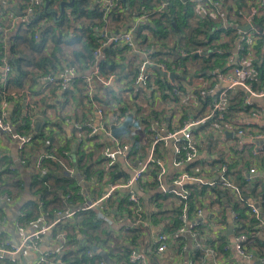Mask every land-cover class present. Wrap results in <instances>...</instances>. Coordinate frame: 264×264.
I'll use <instances>...</instances> for the list:
<instances>
[{"label":"crops","instance_id":"obj_1","mask_svg":"<svg viewBox=\"0 0 264 264\" xmlns=\"http://www.w3.org/2000/svg\"><path fill=\"white\" fill-rule=\"evenodd\" d=\"M40 1L41 4L39 5V9L41 8L42 13H44V15L48 16L51 19V23L52 20H54V22L61 20L64 14H66L67 17L70 16V8L64 5L61 8L62 2H58L56 4L53 0ZM51 1H53V3H51ZM236 2L248 4V0H237ZM190 4L193 7V15L192 19L189 20V23H198L200 21H203L200 19L204 15L196 16L197 7L192 3ZM96 5H98L97 2H95V0H92L88 8L92 9ZM21 6H23V0H0V7L8 12H13L16 16L21 13L18 14L16 11L11 10V8L14 7L19 11H22L23 7ZM128 6L125 7L124 4H122L121 6L126 17L130 15ZM167 7L164 6L165 9ZM229 7H233V0H227V8ZM202 8L208 9L209 7L207 6V4H205L202 6ZM157 9L158 8L156 7L154 10H152V12H156ZM135 15L136 14L131 15L130 21H128L122 27V29H120V31L110 32H120L119 34L128 32L131 33V37L133 38L132 46H127L128 48L126 47L123 50H119L118 52H115L110 56L113 62L119 64L122 63L124 66L123 73L126 74V76L122 77L124 80L121 79L119 84L125 90H122L116 83H114V75H112L114 76V79L112 81L101 78H99L98 80L95 79V76L98 77V74L94 75L93 66L94 64L96 65L97 62H92L89 68L85 69L81 73H79V71L76 72L77 77H93L94 93H96L97 90H99L100 92L102 88L104 90H107L108 87L112 88L115 93L120 92L118 93L120 95L116 94V96L118 95V97L121 96V98H119V102L114 101V96L106 94V92L101 95L103 96L102 101H104V104H109L108 106L112 105L113 107V111H110L109 107H102L103 111L105 112V117L110 126H112V122L114 121L116 115H122L124 117V120L128 115L132 116L133 122L129 126V128L132 126L130 128L131 132L129 133L137 139L135 140V143L136 145H138V150L134 156L130 157H132V159L136 161L144 162L148 156L149 149L153 147V155L158 160H160L165 167L166 173L163 183L166 186L162 191V184L158 185L151 179L145 182L146 184L144 185L143 189L138 188L137 186L138 190L142 192V195L139 196L134 191L132 192H134L138 196L139 207L141 209L139 213H137L138 206H135L128 201V192L113 191L105 200V204L98 208V211H96L97 218L99 214L104 219L98 218L101 221V225L100 229L96 231L95 235L102 238L103 235L101 234V232L107 231L108 235L112 239H108L106 245L119 248L121 251L123 247L128 245V236L130 235L132 230L140 228L143 230L144 235L141 237V239H139L138 242L139 247L143 248L144 250L132 248L130 245L129 247L130 251L135 250L137 253H141L145 256L148 254L144 252L148 251L151 254V252L153 251L151 240L153 239V237H155L156 233L164 234L167 237L166 250L163 253H157V255H154L150 262L155 264H189L190 261L193 264H264V211L260 207L261 203L258 199L259 197L256 200H245L248 205L253 204L254 206H256V208L260 210L263 218V222L260 228L261 232H258L255 235L257 239L256 243L252 239H250L249 236L248 241L245 244V253L251 255V258L247 259L236 252L235 238L236 236L240 235L238 233H242L244 235L250 234V232H247L248 229L252 228V226H250L249 220L247 218L240 219L238 212L232 211L228 202L225 200H218V203H210L208 199H202L203 205L189 210L187 203L184 204L185 201H181L178 197L172 194L171 191L173 187L169 185H172V180L174 179L172 176L174 172H182L185 167L188 166H182L179 168L174 167L175 157L172 141H159L153 143L155 139L163 136L166 131L171 132L174 129H177L173 127H179L182 123L184 125L186 122L192 119L200 120L204 118H193L192 116H194L195 112L204 111L203 114H206V116H210L212 100L219 94L223 93L225 104L231 105V112L229 118L226 121L221 122L219 126L215 127V135L213 139L214 141H219L214 143L213 147H211L209 143L205 142L207 132L205 131L204 125L206 120H204L197 127L192 128L191 130V133H196L197 131V134L193 135V137L195 141L201 144L200 147L202 148V150H198V156L195 162L206 160L211 161L212 159H215L216 155L218 156V152L214 149L216 152L214 153L212 151L213 148H216L218 150L221 149L226 156L231 157V151H235V148L238 147V144L243 143V140L239 138V135L237 133L238 130H242L245 133L256 136H262L263 138L261 141L263 143V147L264 96H261L259 98H248L246 90L242 87H238L232 90H226L225 86L220 81L222 78L229 76L232 72L233 67L235 66V63L230 61L229 59L228 62L225 63L220 69L213 68L212 70H208L205 68L202 69V59L200 57H195L194 59L188 58L183 61L184 63H182V67L180 66V63H177L179 67L176 70H168L167 67L162 64L168 74L162 72L157 68L156 65L158 64L155 65L152 59H149L151 58L150 54L152 53V51H160V44L156 42L153 37L149 35V33H146L148 36V44H152L154 46L145 48L143 44H139L137 42L136 45L134 44L135 38L133 32L135 30V27L143 23H139L138 21L140 18L135 17ZM210 18L212 22L216 24L214 30H212L211 33L214 34L215 37L217 35V38H219L220 35V38L218 39L219 41L215 44L226 43L228 38L219 31H221V29L223 30L226 27H229V25L234 27V24L231 23L232 18H230V20H227L226 17H222L221 15H217L216 17L210 16ZM19 22L21 21H16L14 26L6 29L3 32L4 39H2L6 53L2 58H0V63H5L9 67V70L10 64L8 62L12 60V58L10 59L9 50L12 37L17 34L20 28H25V25H21L19 24ZM149 22L144 23L148 24ZM78 24L81 23L75 22V27L72 25V29L69 30V35L78 29ZM183 34L186 38L190 37V35L192 34V29L188 28V30L184 31ZM170 36L171 37L168 38V41L175 39L172 35ZM254 43L255 42H253L252 45H254ZM228 44L230 45L228 50H231L234 43L232 44V42H230ZM263 47L262 50L264 49ZM78 48V44L73 45L71 42L62 44L61 49L65 57H63L62 59L69 60L71 51ZM196 49L201 52L204 51L203 48ZM181 52L185 51L181 50ZM171 56L172 61H178V53H175ZM103 57L104 54L101 51L99 56L94 58L96 59V61H99L100 58ZM248 57L253 61H255L257 58L255 52L252 49L250 50ZM144 61H149L153 64L146 67L147 70L145 73L151 74V67L155 66L154 68L159 72L160 76L162 74L161 78L169 84L170 89L168 88V90L161 93L159 87L155 86L154 81L152 80L147 85L143 81H136L135 78L139 76V69H137V67L142 65ZM248 62L251 65V62L249 60ZM66 68L67 67L64 66L62 69H60V72L65 71ZM72 68L75 69V67L73 66ZM171 73L174 75L173 79L169 78V74ZM0 78L2 81L5 80L2 79L1 72ZM250 79L252 80L249 83L248 81ZM95 80L97 82L94 83ZM127 80H130V82ZM248 81L247 83L250 84L249 86H251L253 82L258 85L260 83L257 73H254V76L250 77ZM71 86L62 89H70ZM50 88L53 91V87ZM62 89L58 91L55 90L53 96H51L52 91L51 93H49V95L48 93L47 95H41L39 93H41L42 90L40 89L39 85L30 86L27 83L24 91H27L26 97L30 99V103L38 105V109L36 108L37 111L34 116V123L32 125L33 132H37L39 128H42V126H46L48 128L47 124H51L53 125L52 135L50 138L51 152L55 153L56 147H59L61 145H65L69 149H65L66 151L62 152L64 156H67L64 158V160L59 158L56 159L53 156V161L58 163L60 167L62 166L61 168L63 169V171H65V175L74 180V183L79 189V195L83 197V201H80V203L78 202V205L76 206H78V210L85 211V205H88V203L103 197L110 190V185L115 184L117 181L129 180L132 177V170L131 168L124 165L122 159H118L111 168L108 169L106 167L107 161L102 154V143H105V145H107L110 142H108V140L101 134L95 135L97 137L94 138V140H90L92 142L89 149L82 147V143L85 142L83 141V133L85 132V130L76 131L72 127L73 122H87L96 127L98 125V116L96 115V112L93 108H90L86 105L87 103L85 101L78 102V97H76L77 99H74V102L70 99V95H62ZM263 89L264 88L253 91L260 92ZM224 91L226 92L224 93ZM162 94L164 96H162ZM205 97L209 98V100ZM229 97H231V99L233 98L232 102H228ZM246 98L248 99V101L246 100ZM44 99H46L45 104H43ZM245 100L247 103H245ZM21 102L23 104L22 100ZM21 102L19 103V101L17 100H11L9 101V103L7 102L8 104H6V106L1 109V114L4 122L7 123L13 130L14 126H17L16 122H13L15 108L18 106V104L21 105ZM248 103H250V105L254 107H258V109L249 107ZM47 105L52 106L45 112ZM122 109H125L126 111L122 113L120 111ZM255 111L258 113L257 118H254L252 115V113ZM141 117H143V121H145V124L143 125L141 122L136 123L135 121L137 118ZM208 118L209 119H207V122H209L210 120V117ZM157 119L160 121H158ZM36 124H38V127H36ZM35 128H37V130H35ZM150 133L152 135L148 136L147 134ZM132 138H125V144H127L129 147H131V141H134V139ZM87 142H89V140L86 141V143ZM244 147L249 148L250 146L245 145ZM82 148L85 149L86 152H88L87 154H85L87 155L85 163L87 165H90L92 168L100 169V172H103V177L101 180L100 178L102 175H99L98 177L96 173H92L90 177H88L89 179H87L85 176L80 174V171H78L76 153L77 151H81ZM43 151L44 149L30 154V160L28 162L22 163L19 161L21 152L19 150L18 141L13 139L11 135L7 136L6 133L0 131V158L1 156H6L11 160L14 167H16L18 170V176L20 181L22 182L21 191H13V193H17L16 196L11 197V195L5 192L0 194V243H8L9 245L18 246L24 236L36 232L42 226H49V224H51V222L55 218V213L52 215V219L50 218L51 220H49V218H47L44 213H42L41 197L40 195L34 193L35 189L33 186L35 185L34 182L36 180V177L40 175V173H44L43 169H40L41 167H36L37 159L41 154H43ZM246 153L247 151L242 154L234 155L231 164L235 162V167H231V171L233 172V179L231 178V180L234 182H238L237 179L239 178L240 173L245 177V179H249V182L250 184H252L253 188L257 189V192H261V196L264 197V156H255L257 157V159H255V161L251 163L250 167H247L243 170L241 169V164L243 165L244 162L248 160V155ZM99 156L101 158V162L97 163L96 161ZM70 162L73 164L72 167L69 166ZM67 165L70 168L67 167ZM0 167H2V165H0ZM217 168L219 167H216L214 170H212L215 173L213 177L217 175ZM252 168H254V173L249 175V170ZM115 171H118V173H115ZM121 173H123V175H125L127 179H122L120 177ZM114 176H117L118 179H114ZM213 177L209 179V181L214 182L217 179H213ZM152 183L153 185H151ZM52 184L53 182H50L49 186H52ZM247 185L248 184L244 186ZM4 194L10 198V202L4 200ZM227 194L232 200H235V198H240L238 197V195L229 190H227ZM155 195L159 196V200L157 202L158 210L156 211V208L154 206L153 211H156V213H161L158 216H155L154 224H150L149 221L143 217V214L147 211L152 210V206L149 205V201ZM124 198L127 199L129 207H127L126 205L118 204V202H121ZM110 199L111 204L108 207ZM176 207H178L180 212L177 218L179 221V225L175 229L174 234H170L165 230H162L161 228L163 225H168L167 223L168 221H170L169 217L172 215L173 210H175ZM240 208L243 209L242 206ZM198 210L202 211L200 215H197ZM30 211H33L34 216L32 217V222L34 223L32 225L26 224L25 226H22L23 232L18 231L17 227L15 226L16 221L19 219L18 215L20 213H23L25 215L30 214ZM243 212H246L245 215L251 217L249 212ZM184 214L186 216L187 222L189 224H193L194 231L189 230L188 232H180V229L182 227H186L181 220V217ZM139 215L142 217L146 225L136 224ZM70 224L72 226L75 224V222L71 220ZM246 228H248L247 231ZM252 229H256V227ZM64 234L66 235L65 232ZM65 235L63 239L61 238L60 240L57 235L53 236V234L51 233V229H49L43 235H41L36 252L23 248L13 256L6 255L4 260H0V264H35L38 255H60L62 245L66 241ZM74 235L77 243H74L75 245H68L66 249H74L78 244L86 245L82 233L75 231ZM11 259L14 261L13 263L10 262ZM57 262H60V260H57ZM105 264H107V262H105Z\"/></svg>","mask_w":264,"mask_h":264},{"label":"trees","instance_id":"obj_2","mask_svg":"<svg viewBox=\"0 0 264 264\" xmlns=\"http://www.w3.org/2000/svg\"><path fill=\"white\" fill-rule=\"evenodd\" d=\"M53 1L56 4L58 2H61L60 0ZM53 1H51V3H53ZM91 1L92 0H74L73 6L69 9L70 16L67 17V15L64 14L61 20L56 22L52 20V23L51 19L48 16L44 15V13H42V10L41 8L39 9V6H32V8H30L31 14L29 15L28 21H25L27 22L25 23V28H20L21 30L19 29L17 34L12 37L10 43V59L12 58V60L8 62L10 64V72L5 80L2 81L0 78V102L6 101L9 103V101L11 100H17L20 103L21 100L24 101L27 94L23 99H21L20 97L13 98L11 94L23 95L24 92H27L24 91L27 83L30 86H40L42 85V83L39 82V79L41 77H44L48 74L55 75L57 74V72H60V69H62L64 66H66L67 68L73 66L75 67L76 71H79V73H81L85 69H88L92 62H97L96 66L98 68V77H95V79L98 80L99 78H101L106 80L109 79L110 76L114 75V83H116L122 90H125L119 84L121 79L124 80L122 77L126 76V74L123 73L124 66L122 63L119 64L113 62L110 56L115 52H118L119 50L125 49L128 45L119 42H111L107 44L101 50L104 54V57L100 58L99 61H96L92 53L93 50L100 45L101 31L99 30L104 29L106 33L120 31V29H122V27L128 21H130V17L133 14H136L135 17L147 15L148 20H146V22L150 21L148 24H145L143 22L135 27L133 34L136 42L139 44H143L145 48L154 46L152 44H148V36L146 33H149V35L152 36L153 39L160 44V51H152V53L150 54L151 58H148L152 59L155 65H165L168 70H176L179 67L177 63H180V66L182 67V63H184L183 61L188 58L194 59L195 57H200L192 53V51L197 50L196 48L204 49V51L201 52L203 57H200L202 59V69H220L225 63L228 62V59H230L227 53V50L230 46L228 43L232 42V44H236L237 31L231 25L219 31L228 38L227 42L215 44L219 41L218 39L220 38V35L219 38H217V35L215 37V35L211 33V31L214 30L216 24L212 22L207 11H205L204 16L200 19L203 21H200L198 23H189V20L192 19L193 15V7L190 4L191 2L189 0H127L129 5L128 11L130 12V15L128 17L124 15V12L121 8L123 3L118 2L117 5L114 6L107 13V15L104 16L102 8L99 5H96L92 9L88 8ZM214 1L222 4L220 0ZM236 1L237 0H233L234 9L233 7L227 8V6L225 7L222 4V7L224 6L222 17H226L227 20H230V18H232V24L240 25L241 20L237 16L236 12L238 10L247 9L250 4L255 3V0H248V4ZM165 2H168V7L166 6V9L163 7L160 13L152 12V10H154L156 7L158 8L160 4ZM256 9L257 12L252 19V23L256 28L260 29L263 28L264 25V6L261 8L256 7ZM7 13L8 11L3 10L0 7V58H2L6 53L3 43V29L9 28L6 18ZM75 22H80L81 24H78V29L69 35V30L72 29V25L75 27ZM185 28L192 29V34L188 38H186L183 34ZM170 35H172L175 39L168 41V38L171 37ZM255 40L256 41H254V45L251 44L252 46L246 44L245 51L242 55H240V57H247L251 62L253 72L255 74L257 73L258 75L260 83L258 85L253 82L250 86L251 89L260 90L264 88V49L262 50V47L264 45V37L257 36ZM67 42H71L73 45L78 44L79 48L71 51L69 60H63L62 58L64 57V55L61 49V45ZM217 49L222 50L223 53L217 55L216 53L212 52ZM251 49L256 54L257 58L255 61L249 59L248 57ZM181 50L185 51L184 53H188V57L184 58L179 56ZM175 53H178L179 59L178 61L174 62L171 60V55H174ZM154 67L155 66L151 67V74H145L146 77L144 78L143 82L147 85L151 80L154 81V85L158 86L162 93L168 90V88L170 89V86L164 79L161 78L159 72ZM83 79L84 77H77V79H75L76 81H74L75 83L72 84L70 89H62L57 83H49L45 85L43 89H41L42 91L39 94L47 95L48 93L49 95V93H51L52 91L50 87H53V91L51 93L52 95L50 94L51 96H53L55 90L58 91L62 89V95H70L71 98H69L72 101L75 102L74 99H77L76 97H78V102L85 101L86 97L84 96ZM251 80L252 79H250L248 82L250 83ZM127 81L130 82V80ZM95 82L97 81L95 80L94 83ZM105 92L106 94L113 95L114 101L119 102V98H121V96L118 97V95H120L118 93L120 92L115 93L110 87H108L107 90H104L102 88L100 92L99 90H97V92L93 94L92 100L99 107H109V110L113 111L112 105L108 106L109 104H104V101H102L103 96L101 95H103ZM116 94L118 95L116 96ZM162 96L164 95L162 94ZM207 99L209 100V98ZM45 101L46 99L43 100V104H45ZM229 101L232 102L233 98L231 99V97H229L228 102ZM85 102L88 103L87 101ZM31 104L34 105V109L30 111V114L28 116L24 117L25 108L22 102V106L18 104V106L15 108L13 116V122H16L17 124V126H14V131L30 138L29 143L23 148L20 153L19 161L22 163L28 162L30 160V154L36 153L42 149H44L43 154H52L56 159L59 158L64 160V158L67 156H64L62 152L69 150L67 146L61 145L59 147H56L55 153L51 152L50 138L52 135L53 125L47 124L48 128L46 126H42V128H39L37 132H33L30 121L34 119L35 113L37 111L36 108L38 109V105L34 103ZM51 106L52 105H47L45 112ZM89 107L92 108L91 106ZM230 107L231 105L226 104L223 120H216L215 116L210 112L209 122H207V120L205 121L204 127L205 131L207 132L205 142L209 143L211 147H213L214 143L219 141H214L213 139V133L215 131L214 126H219L221 122L226 121L229 118L231 112ZM120 111L124 113L126 110L122 109ZM203 112L204 111L195 112L194 116L192 117L203 118L206 116V114H203ZM143 120L144 118L141 117L137 118L135 121L136 123L141 122L143 125L145 124V121ZM182 125L183 123L179 127L173 128H180ZM209 128L211 131L209 130ZM196 134L197 131L196 133H192V135ZM147 135L151 136L152 134L150 133ZM7 136L10 135L7 134ZM96 137L97 136H94L91 139L94 140V138ZM126 137L132 138L133 136L129 132H127L126 134L120 136L119 141L122 140V143L125 144ZM132 139H134V141H131L132 144L130 143L132 149L130 147L131 153H129V156H134L138 150V145H136L135 143V140L137 139L134 137ZM195 143L198 146L197 151L202 150V148L200 147L201 144H199L197 141H195ZM102 146L104 147L105 143H102ZM82 147L84 148V142L82 143ZM83 148L81 151H77L76 153L78 171H80V174L85 176L87 179H89L88 177H90L92 173H96L98 177L99 175H102L100 178L101 180L103 177V172H100V169L92 168L90 165H87L85 163V159L87 156L85 154H87L88 152H86ZM214 149L218 152V156L216 155L215 159H212L211 161L206 160L195 162L197 160L196 159L188 165L186 171L191 173L193 176H201L203 179L208 180L211 179L215 174L213 171L208 169H215L216 167L225 165L226 171L224 172L223 177L236 185L241 194V197L238 199L235 198V200L230 199L227 194V190L229 189L221 185L219 179H216V175L213 177V179H216L214 181L215 185L213 187H209L207 184H186L184 187L188 189L190 193L188 196V200H186L184 204L187 203L190 210L203 205L202 199H208L210 203H218V200L227 201L231 210L238 212L240 219L247 218L250 222V226H252V228L256 227V229H248L250 226L246 228V231L248 229L247 232H250V239H252L256 243L257 239L255 235L256 233L261 232L260 228L262 222H259V220L252 216L248 208V203L245 200H256L259 197L258 199L261 203L260 207L264 211V197H262L261 192H257V189L253 188L249 180L245 179V177L240 173L239 178L237 179L238 182H234L231 180L233 176L231 167H235V162L231 164V161L233 160L234 155L242 154L247 151L246 154L248 155V160L245 161L243 165L241 164V169L244 170L247 167H250L251 163L255 161V159H257V157H255L257 155H253L251 153V147H245L243 152L232 150L231 157L226 156L221 149L218 150L216 148H213L212 151L214 153H216ZM96 162H101L100 156L97 158ZM0 165H2L3 169L0 172V194L5 192L11 195V197H14L17 195V193H13V191H21L22 182L19 179L18 170L16 167H14L11 160L6 156H1ZM7 166H12V168L8 169ZM69 166L72 167L73 164L70 162ZM69 166L67 165V167ZM40 167V169H43L44 173H40V175L36 177V180L34 182L35 185L33 187L35 189L34 193L40 195L41 197L42 213H44V215L49 218V220H51L54 213L56 214L57 212H62L66 209L76 210L70 218L60 220L59 223L55 224L51 228V233L53 234V236H56L61 232L66 233V241L62 245L61 254L51 255L50 258L52 259V262L60 260L63 264H105V258H107L113 264H140L137 262L129 263L128 256L130 253L129 245L132 248L144 250L143 248L139 247L138 242L139 239H141V237L144 235L142 229L137 228L132 230V232L128 236V245L123 247L121 251L119 248L107 246L106 242L108 241V239H112L108 235L107 231L101 232V234L103 235L102 238L95 235L96 231L100 229L101 225V221L97 218L96 211L78 210V206L76 205H78V202L80 203V201H83V197L79 195V189L74 183V180L65 175V171H63V169L61 168L62 166L60 167L58 163L54 162L51 159H43ZM115 173H118V171H115ZM120 177L122 179H127L125 175H123V173L120 174ZM154 178L155 170L152 169L151 180L154 181ZM114 179H118V177L114 176ZM50 182H53L52 186H49ZM145 184L146 183H141L139 184V187L143 189ZM246 184L248 185L244 186ZM151 185H153V183ZM158 200L159 196L155 195L149 201V205L152 206V210L147 211L143 214V217L147 219L150 224H154L155 216H158L161 213H156V211L158 210ZM109 202L110 203H108V207L111 204V199ZM118 204L126 205L127 207H129L126 198H124L121 202H118ZM154 206L156 208L155 212L153 211ZM241 206L243 207V209L240 208ZM243 211L249 212L251 217L245 215L246 212ZM179 213V209L178 207H176V209L173 210L172 215L169 217L170 221H168V225H163L161 229L170 234H174L175 229L179 225V221L177 219ZM33 216V211H30V214L26 215L22 213V217L18 219V222L21 226H25L26 224H28V222L33 220ZM71 220L75 222V224L72 226L70 224ZM75 231L83 234L86 245L78 244L74 249H66L68 245L77 243L74 235ZM144 253L148 254L147 256L149 258L151 257L150 252L146 251Z\"/></svg>","mask_w":264,"mask_h":264},{"label":"built area","instance_id":"obj_3","mask_svg":"<svg viewBox=\"0 0 264 264\" xmlns=\"http://www.w3.org/2000/svg\"><path fill=\"white\" fill-rule=\"evenodd\" d=\"M68 1V0H60ZM191 3H195L196 8V16L198 15H204L205 11L209 14V16H217L223 14V8L226 6V0H220L221 3L224 5L222 7V4H220L217 1L214 0H189ZM97 4L102 8V11L104 13V16L114 7L116 6L117 0H95ZM41 4L40 0H23V7L22 10L24 14L16 16L13 12H8L6 15L8 26L9 28L14 26L16 21H28L30 13V8L32 6H39ZM207 4L209 7L208 9H203L202 6ZM168 2L160 4V6L157 9V13L161 12V9L164 6H167ZM264 6V0H255L254 4H250L247 9L238 10L236 12L237 16L241 20V24L234 25V28L236 29L237 33V40L236 44L231 50H227L229 55V60L235 63V66L232 69V72L229 76L222 78L220 82L225 86L226 90H232L238 87H242L246 90L248 98H259L261 96H264V89L262 91L255 92L252 89H250L249 84L247 83L248 79L252 76H254L253 67L249 64L247 57L241 58L240 55H242L245 51L246 44H249V46L255 41L256 37L263 36L262 33L264 32V25L263 28H256L253 23L252 19L254 15L257 12L256 7L261 8ZM148 12V11H146ZM138 22H146L147 15H142L139 17ZM27 23V22H25ZM23 25H26V24ZM249 26L248 30H241L239 28ZM6 29H3V32ZM101 31L100 34V45L96 47L93 50V56L97 57L99 56L102 48H104L107 44L111 42H119L128 46H132V40L131 33H121L113 37H109L108 33L104 29L99 30ZM103 39V40H102ZM213 53H216L217 55L222 54L223 51L220 49L212 51ZM192 53L196 56H202L201 51L194 50ZM188 53L181 52V57H188ZM153 65L149 61H144L142 65L138 67L139 69V76L136 78V81L142 82L144 78L146 77V67ZM159 70L162 72L167 71L165 70L164 66L162 64L156 65ZM94 75L98 74L97 66L94 64ZM0 72L2 79H6L10 70L9 67L3 63H0ZM77 77V72L74 68L69 67L66 68L63 72H57V74L52 75L48 74L44 77H41L39 79V82L42 83L40 85V89H43L46 84L49 83H57L61 88H67L73 84ZM96 77V76H95ZM114 76H111L107 80H113ZM84 96L86 97L85 101L88 103L87 106H91L98 116V125L95 127L90 123H78L73 122L72 127L76 131H82L85 130L83 134V138L85 140L84 147L89 149L91 147V138H93L95 135L101 134L103 135L109 144L105 145L103 147V157L106 159V167L109 169L111 168L118 159H122L125 166L131 168L132 170V177L129 180L126 181H117L115 184L110 185V190L100 199H97L95 201H92L88 203V205H85L84 210H95L98 211V208L103 206L105 203V200L110 196V194L113 191H125L127 193V199L129 202H131L133 205L138 206L137 213L141 211L139 207V199L138 196L132 192V185L135 184L139 187V184L145 183L146 181L151 179V170H155V178L154 181L161 185V190L163 191L165 188L164 179H165V167L163 166L162 162L158 160L153 155V147L149 149V153L147 158L144 162L136 161L132 159V157L129 156L130 153V147L127 144L122 143V141H119V139H113L110 135V124L108 123L105 112L101 107H99L97 104L94 103L92 100L93 94H94V87H93V77H87L84 78ZM110 82V81H109ZM108 82V83H109ZM106 84V83H105ZM226 91H224L225 93ZM179 93V92H178ZM27 94V92H24L23 95H15L11 94L13 98L20 97L21 99L24 98V96ZM248 101V99L246 98ZM245 100V103H247ZM8 104L6 101L0 102V131L11 135V137L18 141V146L20 152L23 150V148L29 143L30 138L21 135L19 133H16L7 123L4 122L1 109ZM24 108L25 113L24 117L28 116L30 114V111L34 109V105L30 103V99L25 97L24 101ZM249 107H253L254 109H258V107H254L248 103ZM225 99L224 94L221 93L218 96H216L212 100L211 104V114L215 116L216 120H223L224 113H225ZM252 108V109H253ZM254 118H257L258 113L255 111L252 113ZM209 115L205 116L203 119L200 120H189L184 125H182L180 128L174 129L173 131L169 132L166 131L165 134L157 139L154 140L153 143L163 141L168 142L172 141L173 144V152H174V167L179 168L182 166H188L193 161L197 159L198 151H197V144L194 141V137L191 133L192 128L197 127L199 124H201L204 120H207ZM70 121V120H69ZM124 121V117L121 115H116L114 118V121L112 122V125L119 126ZM31 125L34 123V119L30 121ZM215 129V126H214ZM239 138H241L243 143H239L238 147L235 148L238 152L244 151V146L249 145L251 147V153L253 155H263L264 156V146L262 147L263 143L260 145L254 144L257 141L262 140V136H256L252 134H248L243 132L242 130H238ZM86 143V141H88ZM43 159H51L53 160L54 157L52 154H43L40 155L36 162V167L39 168L41 166V162ZM8 169L12 168V166H7ZM186 168L182 172H174L173 174V180L172 185L169 184L172 188V194L178 197L181 201H186L189 196V191L184 186L186 184H207L208 186H214L215 182L203 179L201 176H193L191 173L186 171ZM217 176L216 178L219 179L221 185L223 187H226L227 189L231 190L233 193L240 196V192L235 184H233L231 181H228L225 177H223L224 172L226 171L225 165L220 166L217 168ZM2 167H0L1 172ZM208 170H214V169H208ZM254 173V168L249 170V175ZM249 180V179H247ZM3 198L5 201L10 202V198L7 195H3ZM248 208L250 210V213L257 219L259 222H263V220L260 218V214L258 212V209L253 204H249ZM76 210H70L66 209L62 212H57L55 214L54 220L49 224V226H42L40 227L36 232H33L29 235L24 236L21 239V242L18 246L9 245L8 243H0V260L4 259L6 255L13 256L14 254L18 253L21 249H29L33 252H36L38 249V242L41 238V235H43L47 230L51 229L55 224L59 223L62 219H68L70 218ZM202 213L201 210L197 211V215H200ZM18 217H22V213L18 215ZM99 219H104L101 215L98 214ZM181 220L183 224L186 226L185 228L182 227L180 229V232L184 231H194L193 224H189L186 220L185 214L182 215ZM19 220L16 221L15 226L17 227V230L20 232H23V227L19 224ZM1 222V221H0ZM34 222L30 221L28 222V225H32ZM136 224L139 225H146L142 219V217L139 215L138 219L136 221ZM64 232H61L57 235L58 238L63 239ZM250 235H244L240 234L236 236L235 238V250L239 255L244 256L247 259L251 258L250 254L245 253V244L248 241ZM166 242L167 237L164 234L156 233L155 237L151 240V244L153 245V251L151 252V257L149 258L147 255H143L141 253H137L135 250L130 251L128 256V262L129 263H140V264H155L150 262V259L154 257V255H157V253H163L166 250ZM50 254H44V255H38L37 261L35 264H63L61 261L52 262V259L50 258ZM13 263L14 261L11 259L10 261ZM189 264H193L191 261Z\"/></svg>","mask_w":264,"mask_h":264},{"label":"water","instance_id":"obj_4","mask_svg":"<svg viewBox=\"0 0 264 264\" xmlns=\"http://www.w3.org/2000/svg\"><path fill=\"white\" fill-rule=\"evenodd\" d=\"M73 2H74V0H69L68 2H62V4H61V8H62L63 5H64V6H67V7H69V8H71V7L73 6ZM118 2L123 3V4L125 5V7L128 6V2H127V0H117L116 4H117ZM11 10L16 11L18 14L21 13V14H19V15L24 14V12L19 11L18 9H16V8H14V7H12ZM24 23H25L24 21L19 22V24H21V25L24 24ZM239 29H241V30H248V29H249V26L241 27V28H239ZM119 33H120V32L110 33L108 36H109V37H113V36L118 35ZM262 35L264 36V32L262 33ZM134 44L136 45V40H134ZM161 76H162V74H161ZM173 77H174V75H173L172 73L169 74V78H170V79H173ZM132 122H133V120H132V116H131V115H128V116L126 117V119L124 120V122H123L120 126H118V127H114L113 125L110 126V135H111V137L114 138V139H117V138H119L121 135L125 134V133L127 132L128 128H129V126L132 124ZM36 127H38V124H36ZM35 130H37V128H35ZM227 135H228V134H227ZM254 144H256V145H260V144H262V141H257V142H255ZM25 188H26V187H25ZM132 191H134V192H135L136 194H138L139 196L142 195V192H140V191L138 190V188H137V186H136L135 184L132 185ZM258 212H259V214H260V218L263 220V218H262V214L260 213V210H259V209H258ZM105 260H106L107 264H113V263H112L110 260H108L107 258H105Z\"/></svg>","mask_w":264,"mask_h":264},{"label":"rangeland","instance_id":"obj_5","mask_svg":"<svg viewBox=\"0 0 264 264\" xmlns=\"http://www.w3.org/2000/svg\"><path fill=\"white\" fill-rule=\"evenodd\" d=\"M226 6H227V0H226ZM186 30H188V28H185L184 31H186ZM131 127H132V126H131ZM131 127H130V128H131ZM130 128L128 129V132H131ZM213 134L215 135V133H213Z\"/></svg>","mask_w":264,"mask_h":264}]
</instances>
